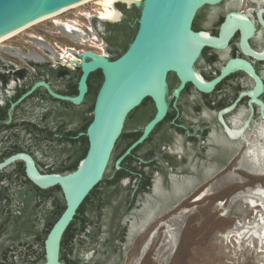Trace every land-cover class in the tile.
I'll return each instance as SVG.
<instances>
[{
	"label": "rangeland",
	"instance_id": "374dc122",
	"mask_svg": "<svg viewBox=\"0 0 264 264\" xmlns=\"http://www.w3.org/2000/svg\"><path fill=\"white\" fill-rule=\"evenodd\" d=\"M118 2L128 8L135 7L133 3ZM97 7L92 0L64 10L55 16L57 19L65 21H75L82 32L68 30V28L54 23L53 18H49L5 40L0 44V66H3L8 59L18 60L24 65L28 59L43 61L52 57L51 60L63 61L61 57L63 49L69 53L72 51L98 52L104 50L112 59L114 46L106 43L104 26L116 21L99 20L96 15ZM262 7H264V0H223L216 5L198 9L197 12H200L198 21L207 29L216 31L220 16L224 15L227 10L243 11L244 14H248L246 15L250 17L256 27V31L250 36L248 42L253 49L262 50L264 38L258 23L259 20L256 17V12ZM262 16L264 19V15ZM114 39L113 37L112 40ZM230 40L231 44L229 43L227 47L216 51L218 60L212 65H207L204 59L199 57L195 64L196 71L200 73L203 69L213 75L217 73L224 61L231 56L233 43L237 45V36ZM91 41L95 42L96 45L93 46ZM101 41L105 42L106 45H101L102 49H98ZM247 60L257 69V73L262 79L261 92H263L262 94L260 92L258 96L263 99L264 103V61H256L250 57H247ZM69 68L73 69L72 67ZM230 82L234 83L235 86L239 82L238 89H245L246 91L251 90L255 83L252 77L239 70L234 73L232 78L225 81L228 84ZM235 86L231 87L230 85L227 88L225 98L231 97ZM195 97L200 98L201 95L196 93ZM192 104L191 101L183 102L184 114L194 113L195 109ZM235 110V114L242 112L245 118L244 124L239 126L245 130L243 131L245 139L236 138L234 140L235 149L225 164L219 166L209 176L202 177L201 186L198 188L200 193H206L202 199L190 202L189 197L195 195L196 190L185 200L179 199L176 202L179 203L178 206L174 208L170 206L154 216L152 214L143 228L139 226L137 230L128 233L125 228L129 226L132 220L138 219V212L141 206L146 203V197H141L140 193L137 195V191L134 193L135 181L127 178L114 192L106 194L109 198L107 202L115 203L124 196L128 200V197L131 198L134 193L127 214L121 218L124 224L122 237L116 240V242L120 240L121 245L115 243L117 237L109 232V226L113 222L110 216L99 215L96 212L99 208L104 207V205L98 204L96 209L91 208L89 210L88 215L92 218L89 226L75 236L69 245L62 249L60 247L59 260L65 264L76 261L77 264H264L262 248L258 244L257 238L254 235L249 236L247 232L251 226L258 222L260 215L264 218V204L258 203L257 206L251 207L247 202L249 198L258 199L255 194L264 190V173L252 170V164L248 157V149L252 148V144H247L252 141L253 143L264 144V138L260 137L258 132L260 126L264 125V108L262 109L260 105L259 108L255 107L249 99L248 104L246 101H240V106ZM74 111H77V108ZM200 111L202 114H210V107L202 104ZM202 125H209L207 132L212 131L213 122H206ZM217 130L220 128L218 127ZM21 140L25 148L32 151L41 170L52 167L59 169L70 158V156L63 155V146L59 145L58 141L57 143L42 141L32 135H26ZM36 141H40L39 147H35ZM206 143V148L203 149L204 154L208 152L211 146L208 140ZM210 159V155L206 154L202 161L209 162ZM120 164L121 161L117 162L110 172L103 176L96 185L98 189L104 187L106 177H111L114 171L119 169ZM15 166L16 161H12L0 169V172L14 174ZM223 166L226 167L222 169ZM172 172L180 177H191L190 172L183 173L174 170ZM152 175L157 181L168 177V173L164 174L155 169ZM20 183L18 176L12 175V181L6 178L0 182V190L1 186L4 185L11 193L17 194L18 190H24ZM161 187L164 190L168 189L165 183ZM51 188L63 199L58 186ZM146 193L148 196L151 195L148 190ZM54 201V199L48 200L45 208L41 207V200L34 201L29 205V210L36 212L34 222L39 227L40 235L29 238L31 244L29 250L22 251L21 249H14L15 245L8 239V233L5 229L11 221L8 208L10 204L0 198V260H7L10 264H41L45 261L44 240L51 222L48 220V215L43 214V209L44 211L48 209L49 213L47 214L54 216L56 214ZM14 204L18 203L15 202ZM14 206L12 205V207ZM128 216H132V219L125 224ZM94 227H97L96 233L92 230ZM18 243L16 242V245ZM114 243L118 247L113 248L112 244ZM10 250L14 252L9 253Z\"/></svg>",
	"mask_w": 264,
	"mask_h": 264
},
{
	"label": "flooded vegetation",
	"instance_id": "af4514ba",
	"mask_svg": "<svg viewBox=\"0 0 264 264\" xmlns=\"http://www.w3.org/2000/svg\"><path fill=\"white\" fill-rule=\"evenodd\" d=\"M221 1L223 0H220L218 3ZM209 6L212 5H203L201 8L204 9ZM118 9L121 12L119 20L104 26L105 35H108L107 37L110 40L114 37L115 43L116 37H118L120 33L125 31L133 33L135 28L134 17L136 11L134 7L128 8L123 5V7L121 6ZM232 11L237 10H227L224 15L220 16L216 31L204 27L198 21L200 12H197L192 22V29L194 31H206L210 33V35L216 36L224 17ZM238 12L245 13L243 11ZM262 15H264V12ZM130 17L133 18L131 19ZM258 23L260 24V22ZM260 26L263 33L262 25L260 24ZM255 31L256 27L254 32ZM235 36L238 38L237 45L233 43L231 56H229L226 61L233 57H242L244 59L248 57L243 55L239 48V30H236L229 38L226 47L229 43L231 44L230 39ZM113 46L115 45L113 44ZM217 50L222 49L205 47L199 57H202L207 65H212L218 60ZM210 56L214 57V61L208 62ZM62 58H64L63 61L59 59L51 60L52 57L51 59L46 58L43 61L28 59L25 61L27 66L21 64L18 60L8 59L3 66H0V162L11 155L24 152L28 153L33 158L36 168L41 173H58V170L65 167L72 159L74 152L73 138L80 136V133L84 131L82 125L85 123L86 117L90 115L88 107L92 99L88 97L86 92L81 103L75 105L68 100L57 98L50 93L51 90L64 96H73L77 94V83L81 75V70L77 66L74 70L69 68L74 63H71L69 58ZM226 61L220 66V69ZM66 62H68L69 66L66 65ZM195 64L196 61L194 63V68ZM220 69L214 75L203 69L199 74L202 75V72H206L211 73L214 77L219 73ZM255 70L257 71V69ZM236 71H233L223 78L210 93L199 92L194 89L191 83H186L180 90L178 96H174V90L179 86V80L174 72L167 73V110L164 118L154 126L141 143L137 144L128 154L123 156L126 149L141 136L145 125L154 116V103L147 97L129 113L130 115H127L122 132H130L131 141L128 142V139L125 138V140L117 144L118 148L115 149L117 150L115 151L116 160L123 156L120 167L124 169L126 173H124V176L119 177L117 176L119 173L115 172L111 177H106L104 187L98 189L96 186L91 190L86 200V211L82 223L83 230L89 226L92 220L91 216L88 215L89 210L91 208L96 209L98 204L104 205L103 208H99L96 212L99 215L104 214L110 216L113 222L109 226V232H111L114 237H117L115 243L121 245L120 240L116 242L117 239H121L122 228H124L121 218L127 214L136 191L138 192L137 195L140 193L141 197H146V203L141 206L138 212V219H135L136 230L139 228L138 224L140 221L145 219L140 225V228H142L145 221H149L152 217V213L154 216L161 210L169 208L170 206H173V208L178 206L179 203L176 202L179 199L181 201L185 200L196 190L197 193L189 197V200L190 202L200 200L201 193L198 188L201 186L202 177L209 176L212 172L217 170L219 166L225 164L230 154L235 149V139L231 138L225 132L222 121L232 130L239 129V126L243 125L245 121L243 113L239 112L235 114V109L240 106V101H246V104H248L250 97L244 93L247 91L245 89H238L239 86L237 85L239 82H237L236 86L232 82L229 84L225 83V81L233 77ZM92 80L94 83L98 82V78L96 80L93 78ZM89 81L90 79L87 78V83H89ZM101 82L102 80L100 84ZM230 85L231 87L235 86V89L231 97L225 98V93L228 91L227 88ZM196 93H199L201 97L196 98ZM261 100L263 102V99ZM188 101L193 103L192 105L195 109L194 113L192 114L191 112L189 115L184 114L185 106L183 105V102ZM202 104L210 107V114L201 113L200 108ZM251 104L259 108V105L253 101H251ZM75 108H77V111L82 112L83 117H73L72 114ZM141 112L142 115L140 114ZM206 122H213L212 131L207 132L209 125H202ZM218 127L220 130H217ZM26 135L38 137L42 141L45 140L55 143L58 141L59 145L63 146V155H67V157L70 156V158L67 159L65 164L59 169L58 167H52L47 170H41L32 151L26 149L21 140ZM16 138H18V140H16ZM237 139L242 140L243 138L240 136ZM206 140H208L211 145L206 153L210 155L211 159L209 162L202 161L203 157L206 156V154L203 153V149H205L207 145ZM39 143L40 141H36L35 147H39ZM14 161H16L15 173L8 174L0 172V182H3L6 178L12 181V175H17L21 182L20 186L24 190H18L17 194H13L3 185L0 190V198L8 202L18 203L21 199L26 197V192L33 197L34 195L32 194L34 191L28 187L29 183L32 182L26 176L25 162L22 159ZM225 167L226 166H223L222 169ZM154 169L164 174L168 173L167 179L157 181L153 178L152 173ZM173 170L183 173L190 172L191 177H180L173 173ZM127 178L134 179L135 181L134 193L131 198L128 197L127 200V197L124 196V198L121 200L119 199L115 203L110 201V203L107 202L109 198L106 194L108 192H114L117 187L123 184V180ZM157 182L159 188L155 191L154 185ZM163 183L167 184L168 189L164 190L161 187ZM146 190L151 192L150 196L147 195ZM37 200H40L39 196L36 197L35 201ZM150 211L152 212L149 215ZM131 217L132 216H128L125 224L132 219ZM134 217H136V215H134ZM96 229L97 227L92 229L94 233H96ZM125 229L129 233L131 229L130 224ZM115 243L112 244L113 248L118 247ZM13 244L15 245L14 249H21L22 251L25 249L29 250V245H31L25 241L19 242L18 245H16V243ZM9 248L11 249L10 246ZM8 252L11 253L14 251L10 250ZM0 264L10 263L7 262V260L1 259ZM69 264H75V262Z\"/></svg>",
	"mask_w": 264,
	"mask_h": 264
},
{
	"label": "water",
	"instance_id": "95a60500",
	"mask_svg": "<svg viewBox=\"0 0 264 264\" xmlns=\"http://www.w3.org/2000/svg\"><path fill=\"white\" fill-rule=\"evenodd\" d=\"M76 0H0V36L11 33L22 26L34 21L50 9L66 6ZM220 0H141L135 4L139 8L137 29L126 50L118 57L109 56L95 60L93 55L80 53L82 61L76 64L81 70L77 83V94L64 96L50 90V93L61 99L77 105L81 103L87 92V78L95 70H100L102 82L96 92L91 120L80 135H85L88 146L85 155L78 161L74 170L65 173H41L28 153H17L0 162V168L14 160L25 162L27 178L38 188L48 189L58 186L63 196L65 207L49 229L44 240L45 261L41 264H65L59 260L60 240L68 224L73 220L77 208L86 196L108 174L113 166L121 161L125 154L141 143L165 116L167 110L168 72H174L179 80V86L174 90L178 96L186 83H191L194 89L202 93H210L215 86L228 74L232 61L239 60L247 64L250 71L245 72L254 79L255 90L257 83L263 86L262 79L250 61L242 57L229 58L213 78L204 81L189 74V68L205 47L223 49L229 38L239 30V48L243 55L257 61H264L260 51L248 47L250 36L243 34L244 23L239 21L233 29L224 34V25L238 14L232 11L226 14L220 24L218 34L204 38L202 31L192 29L193 19L203 5H214ZM264 8L257 11V18L262 25L264 34ZM237 16V15H236ZM100 20V19H99ZM93 61L86 66L84 63ZM195 69V68H194ZM254 103L264 108V103L255 93L250 96ZM150 98L155 106V114L145 125L141 136L116 160L115 144L122 133L127 115L145 98ZM264 116V113H263ZM225 132L229 135L231 128L222 121ZM245 139L244 135H241ZM248 142V141H247ZM248 142V144H252ZM159 188L158 182L154 190ZM152 212V211H150ZM144 220V219H143ZM140 221L138 227L143 223ZM130 233L136 230L135 221L130 222Z\"/></svg>",
	"mask_w": 264,
	"mask_h": 264
},
{
	"label": "trees",
	"instance_id": "16d2710c",
	"mask_svg": "<svg viewBox=\"0 0 264 264\" xmlns=\"http://www.w3.org/2000/svg\"><path fill=\"white\" fill-rule=\"evenodd\" d=\"M123 5L124 4H120L119 2L116 3L117 8L121 6L123 7ZM134 10L136 12H135V17H134L135 18V28H134L133 33H130V32L128 33L127 31L120 33V35L116 37L117 38L116 43H115V40L114 41L110 40L107 37L108 35L104 36L105 40L110 46L115 44L114 48H112L113 49L112 54H114L112 59L118 57L121 53H123L126 50V47L128 46V44L133 39V36L137 29L136 27H137V19L139 17V8L134 7ZM130 18L132 19L133 17H130ZM117 52H120V53H117ZM211 61H214V57L212 56L208 58V62H211ZM202 75L207 80L213 77L211 73H206V72H202ZM88 78L90 79V81L89 83H87V95L90 99H92L88 107V111L91 112L92 107H93V99L97 92V89L100 86V81L102 80V74L100 70H95L89 74ZM93 78H95V80L98 78V82L94 83L92 80ZM140 114L142 115V112ZM72 115L74 118L83 117V114L81 111H74ZM90 120H91V114L88 117H86L85 123L82 125L83 130H85ZM130 135H131L130 132L123 131L120 134L113 150L115 151V149L118 148L117 144L120 141L125 140V138L128 139V142H130L131 141ZM87 146H88V142H87V138L85 135H80V136L73 138L74 152L72 155V159L65 167L60 169L59 173L74 170L78 164V161L85 155L87 151ZM124 171H125L124 169L119 167L117 171H114V174L115 172H118L119 174L117 176L119 177L124 176L125 175L124 173H126V171L125 172ZM28 187H30L29 189H32L34 191V193L32 194L34 195L33 197H31V195L26 192L25 193L26 197L21 199L18 202V204L9 202L10 206L8 205L9 214L11 215V221L5 230L8 233V237H9L8 239L13 243L24 242V241L26 243H30V241H28L29 238L38 237L40 235L39 227L34 222L36 212H31L28 208L29 205L35 201L36 197L38 196L40 197V200H41L40 205L41 207L43 206L44 208L48 200L50 199L55 200L54 202H55L56 214L54 216L53 215L51 216V214H47L49 213L48 209H45V211L43 209V214L48 215V220L51 222L49 229L51 228L52 224L56 221V219L59 217V215L61 214V212L63 211L65 207L63 199H61V197L58 196V194L53 188L40 189L32 183H29ZM87 198H88V195L86 196L84 201L80 204V206L77 208V211L74 215L73 220L68 224V226L64 230L61 240H60L61 249L69 245L71 240L75 236L79 235L80 232L83 231L82 223L84 221V213L86 211ZM19 204H21V206H19ZM12 205H15V206L12 207ZM75 264H77V261L75 262Z\"/></svg>",
	"mask_w": 264,
	"mask_h": 264
},
{
	"label": "bare ground",
	"instance_id": "6f19581e",
	"mask_svg": "<svg viewBox=\"0 0 264 264\" xmlns=\"http://www.w3.org/2000/svg\"><path fill=\"white\" fill-rule=\"evenodd\" d=\"M89 1H92V0H76V1H74L73 3H71L69 5L52 8L48 12H45V13L41 14L34 21L22 26L21 28L13 31L11 33H8V34H5L3 36H0V44L2 42H4L5 40L13 37L14 35L26 30L30 26H32V25H34L36 23L42 22L44 20H47L49 18H53L52 20H53L54 23H56L58 25H61L63 27H66V28H68V30L81 31V29L79 28V26H77L75 21H65V20L57 19L55 16L57 14L63 12L64 10H67L69 8L77 7V6L81 5V4L87 3ZM93 1L98 6L97 9H96V15H97V17L100 20L117 21L120 18V16H121V12L115 6L116 2L122 1V2H125V3H128V4H131V3H134V2L135 3H139L141 0H93ZM239 21L244 23L243 34L244 35L248 34L249 36H252V34L254 33V30H255L253 21L246 14L241 13V12H238V14H235L234 17H232L231 19H228V21L224 25V34H228L233 29L234 24L236 22H239ZM200 33H202V35L204 36L205 39L206 38H210V36H212L209 33H207L206 31H202ZM91 43L93 44V46L96 45V43L93 42V41H91ZM247 44H248V47L251 48V46L249 45L248 42H247ZM99 48L102 49V46L99 45L98 49ZM260 52H261L262 55H264V49L262 51H260ZM82 53L83 54L93 55L95 57V60H93V61L101 60L103 57L107 56V54L105 53L104 50L98 51V52L82 51ZM61 57L69 58L70 62L74 63V64H79L82 61L81 59L77 58L76 56H74L73 54L67 52L64 49H63V54L61 55ZM93 61H90L88 63H84L83 66H86L87 64H89V63H91ZM228 68H229V70H231L230 72L239 70L241 68H245L248 71H250V69L247 66V64H245L244 62L239 61V60L232 61ZM189 74L195 76L196 78H198V79H200L202 81H204V78L193 67L191 69L189 68ZM262 87H263L262 84L260 82H258L254 91L249 90L250 96H252V94L255 93L254 99L256 101H257V96L260 94V92L262 90ZM243 131H244L243 127H240L239 129H233V130L231 129V130H229V136L231 138H233V139H236V138H238L239 136H241L243 134ZM258 132H259L260 137L264 138V125L260 126ZM248 150H249L248 151V157L250 158V162L252 164V170L254 169V170H257V172H259V173L260 172L264 173V144L252 143V148L248 149ZM205 194H206L205 192H202L201 195H200V199H202L205 196ZM255 195H256V197L258 199L249 198L248 201H247L248 204L251 207L257 206L258 203L264 204V190H260V193L255 194ZM220 203L222 204V202H220ZM262 204H261V206H262ZM258 218H259V216H258ZM147 222L148 221L146 220L145 223L142 225V228L144 227V225ZM247 232H248L249 236H253L254 235L257 238L258 244H260V247L262 248V253H263V257H264V218H262V216L260 215V218H259L258 222L255 223L254 226H251L247 230ZM238 234H239V232H238ZM236 235H237V233H236Z\"/></svg>",
	"mask_w": 264,
	"mask_h": 264
},
{
	"label": "built area",
	"instance_id": "2783aa9c",
	"mask_svg": "<svg viewBox=\"0 0 264 264\" xmlns=\"http://www.w3.org/2000/svg\"><path fill=\"white\" fill-rule=\"evenodd\" d=\"M102 41H103V40H102ZM102 41H101L99 44L102 45V46H103V45H106L105 42H102ZM71 53H73L74 56H76L77 58H79V55H80V53H82V52H79V51H76V52H75V51H72ZM62 59L64 60V58H62ZM66 65H68V62H66ZM68 66H69V65H68ZM76 66H77L76 64H73V65H71L70 67H72V68L74 69Z\"/></svg>",
	"mask_w": 264,
	"mask_h": 264
}]
</instances>
